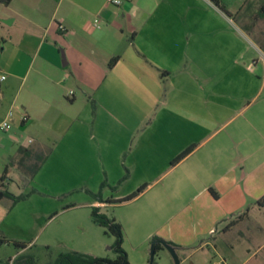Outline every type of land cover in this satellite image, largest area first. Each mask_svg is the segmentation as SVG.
I'll return each mask as SVG.
<instances>
[{
	"label": "crops",
	"instance_id": "crops-1",
	"mask_svg": "<svg viewBox=\"0 0 264 264\" xmlns=\"http://www.w3.org/2000/svg\"><path fill=\"white\" fill-rule=\"evenodd\" d=\"M118 1L0 0V121L13 113L11 129L0 131L12 149L0 157V186L24 187L19 173L12 179L4 167L18 148L49 149L45 138L52 136L29 184L48 192L68 183L69 173L84 178L94 163L96 191L107 186L102 202L91 197L86 206L113 209L109 218L121 227L129 264H147L153 237L172 243L180 263V255L204 247L232 254L261 231L260 222L246 224L264 211L256 204L264 198V67L248 68L261 49L209 0ZM144 184L132 201L105 202ZM4 201L3 236L2 219L16 208ZM113 242L99 237L98 246L68 252L112 260ZM43 243L49 247V238Z\"/></svg>",
	"mask_w": 264,
	"mask_h": 264
},
{
	"label": "rangeland",
	"instance_id": "rangeland-1",
	"mask_svg": "<svg viewBox=\"0 0 264 264\" xmlns=\"http://www.w3.org/2000/svg\"><path fill=\"white\" fill-rule=\"evenodd\" d=\"M218 1L231 15L234 14V23L249 37V39H251V41L264 45V18L259 17L257 14L259 7L264 5V0H247L251 2V8L246 15L236 11L242 6L245 0ZM4 61L5 58L0 53V68L4 66ZM74 90L76 91L77 98H79L81 96L80 91L77 90V88H74ZM1 111H3V108L0 109V112ZM0 137H4L1 132ZM5 140L0 142V145L3 146V148L0 147V157L2 153L12 151V149H10L11 144ZM45 140L50 141L51 145H49V149H51L53 142H55V138L49 136V138H45ZM34 146L35 144L31 145V148ZM49 149H40L39 152L45 155ZM90 157L91 155L88 154L87 158L91 159ZM12 162V160L8 162V165L11 163L8 167L11 178L14 179V171H17L21 179L25 181L19 167L16 163ZM31 163H35V160L32 159L28 162V164ZM94 165V163L88 162L87 169L82 170L84 173L81 172L85 175L84 178L83 176L79 177L81 179L83 178L82 181L77 176L70 177L69 173L68 183H54V185H51V189H48L50 190L48 192L37 191L36 187L33 186L32 183L29 184V182H27L24 187H22V185L20 186V182H15V184L10 185L9 190L11 193L18 194L19 188V192L28 194V197L26 200L17 203L15 206L16 208L7 213L2 219L3 222L1 227L5 232L4 237L8 242L0 246V263H4L9 259L13 260L19 255H29L34 258L36 264H49L58 254L68 252L70 246L82 250L83 244L85 243L91 247L97 245L99 237L103 239L112 238L110 235L105 234L107 236L106 238V236L102 234L101 229L92 223L90 209L86 206L87 202L92 199L87 193L86 188L97 190L93 178L94 170L97 168L96 166L94 167ZM77 174L76 172V175ZM156 183L161 185L160 181ZM16 184H18V188ZM9 203L8 201L0 202V215H2L1 213L7 208ZM135 205L136 204L128 205L124 207L122 211L125 213L132 210ZM38 209L45 213L41 218L33 215V211H38ZM112 211L113 209L111 208L101 210L107 217L111 216ZM13 220L16 222L15 224L19 223V229L10 226ZM259 222L261 223V231L255 234L249 233L248 236L251 237V240H247L246 243L240 240L239 243L236 244L232 254L228 253L226 250L223 252L219 249L213 250L212 246L208 248L204 247L203 252H196L192 256H189L191 252L180 255V259L186 258L180 264H218L219 262H223V264H264V211L259 215L252 216L250 221L247 222L246 227L251 229ZM48 238L50 245L46 248L43 242ZM228 238L234 240L236 236L230 234ZM29 242H31L30 245L33 246L21 252L13 245L14 243L27 244ZM109 245L110 244H107V246ZM98 249L92 250L97 254H106L109 258L113 257V252H106L105 249L99 251ZM129 254L131 259L133 255L137 256L136 253L130 251ZM153 262L154 264H173L168 252L163 248L155 253Z\"/></svg>",
	"mask_w": 264,
	"mask_h": 264
},
{
	"label": "trees",
	"instance_id": "trees-1",
	"mask_svg": "<svg viewBox=\"0 0 264 264\" xmlns=\"http://www.w3.org/2000/svg\"><path fill=\"white\" fill-rule=\"evenodd\" d=\"M7 0H1V2L5 3ZM216 8H218L223 14H225L227 17H231L234 19V14H230L228 11H226L220 4L218 0H209ZM251 8V2L245 0L242 6L237 10L238 12L243 13V15H246L248 11ZM257 14L259 17L264 18V5H261L257 11ZM259 48L264 51V45H261L258 42H255ZM116 60V58H113L109 62V66H112V63ZM194 145H191L187 149H185L182 153H180L177 157H175L170 163L169 166L173 167L177 163H179L183 158H185L193 149ZM49 152H47L45 155H42L39 151H34L33 149H25V148H18L16 152V156L12 159V163H16V165L19 167L21 172L23 173V178H25V182H29L34 175L38 172L42 164L44 163L45 159L47 158ZM35 160V163L28 164L30 160ZM11 163H9L10 165ZM9 165L7 164L4 167L3 174H5L8 170ZM126 178V175L123 177V179ZM122 179V180H123ZM3 180V177H0V181ZM107 184L105 181H103L100 184L99 190L97 193L93 194L89 191L87 193L95 200L102 202L101 200V189L103 187H106ZM147 187L146 184L140 186L137 188L134 192L127 195L124 198L118 199V200H109L105 201L106 203H115V204H121L126 203L129 201H132L137 196H139ZM111 189H114L112 187H109ZM214 195V194H213ZM215 196V195H214ZM28 197V194H20V195H13L12 193L8 192L5 188L0 186V200L2 199H8L11 201V207L16 205L17 203L26 200ZM257 205H264V198L257 201ZM90 217L92 222L97 225L100 228L104 229V233L112 236L114 238V242L111 246L115 258L114 259H107V258H99L95 257L89 254H83L78 253L75 251H69L65 253H60L56 256V258L49 264H129L127 262L126 254L121 248L122 244V231L120 225L113 219L109 218L103 213L99 212V208L92 207L90 209ZM158 239L157 237H153L151 241ZM8 241L6 238L1 235L0 233V246L2 244H6ZM167 244L171 245L175 248V246L170 243L166 242ZM17 249H24L25 246L22 244H13ZM162 249V246L159 244L156 245L155 253ZM0 264H36L34 258L29 255H19L15 257L13 260H7L4 263ZM154 264V262H153Z\"/></svg>",
	"mask_w": 264,
	"mask_h": 264
},
{
	"label": "built area",
	"instance_id": "built-area-1",
	"mask_svg": "<svg viewBox=\"0 0 264 264\" xmlns=\"http://www.w3.org/2000/svg\"><path fill=\"white\" fill-rule=\"evenodd\" d=\"M120 1L118 0H108V3L117 5ZM94 25L97 24V21L93 22ZM259 63L262 67H264V51L257 49V59L251 62L248 66L249 69L253 68V66ZM5 80V76L0 74V82ZM71 94V92H70ZM13 113L12 111H8L5 118L0 121V131L1 132H8L11 129ZM25 116L22 117V121L25 120ZM218 264H223V262H219Z\"/></svg>",
	"mask_w": 264,
	"mask_h": 264
},
{
	"label": "water",
	"instance_id": "water-1",
	"mask_svg": "<svg viewBox=\"0 0 264 264\" xmlns=\"http://www.w3.org/2000/svg\"><path fill=\"white\" fill-rule=\"evenodd\" d=\"M157 244L162 246V248L168 252L169 256L172 259L173 264H180L179 258L176 253V249L172 247L171 245L167 244L165 241L160 240V239H155L151 241L150 246H149V257H148L147 264H153L154 256H155V248Z\"/></svg>",
	"mask_w": 264,
	"mask_h": 264
}]
</instances>
